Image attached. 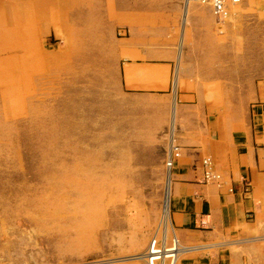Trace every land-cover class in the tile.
I'll list each match as a JSON object with an SVG mask.
<instances>
[{
    "label": "rangeland",
    "instance_id": "rangeland-1",
    "mask_svg": "<svg viewBox=\"0 0 264 264\" xmlns=\"http://www.w3.org/2000/svg\"><path fill=\"white\" fill-rule=\"evenodd\" d=\"M190 7L187 20L183 7L126 23L132 37L174 51L172 88L139 93L123 88L110 54L96 53L64 5L0 0V264H146L126 258L147 252L163 219L171 237L164 200L168 150L184 122L177 89L223 115L264 79V0H241L224 23ZM124 30L104 47L128 41ZM195 112L204 122L201 105ZM175 233L177 264L219 253L224 264H264L260 232L247 242Z\"/></svg>",
    "mask_w": 264,
    "mask_h": 264
},
{
    "label": "crops",
    "instance_id": "crops-1",
    "mask_svg": "<svg viewBox=\"0 0 264 264\" xmlns=\"http://www.w3.org/2000/svg\"><path fill=\"white\" fill-rule=\"evenodd\" d=\"M55 1L64 5L71 20L82 22V31L93 38L88 43L99 45L96 53L101 58L110 54L124 89L156 93L172 88L174 51L169 46L144 43L140 35L132 37L131 26L126 23H134L137 17L161 9L174 13L184 7L185 16L193 3L185 6L184 0ZM232 15L233 12L229 18ZM120 28L129 35L119 40L128 41H115L105 48V38L112 37L113 32L117 35ZM187 87L176 91L184 122L178 125L170 147L176 141L181 151L168 172L172 226L184 240H255L257 232L264 234V79L254 83L252 100L247 96L235 97V107L223 115L211 113L209 104L200 103L198 94ZM199 105L203 108L204 122L198 120L195 112ZM205 157H210L215 168L224 174L222 187L203 181L201 162ZM200 248L196 246L197 250ZM225 257L219 253L204 261L197 260L201 264H224L221 262Z\"/></svg>",
    "mask_w": 264,
    "mask_h": 264
},
{
    "label": "built area",
    "instance_id": "built-area-1",
    "mask_svg": "<svg viewBox=\"0 0 264 264\" xmlns=\"http://www.w3.org/2000/svg\"><path fill=\"white\" fill-rule=\"evenodd\" d=\"M190 3L208 6L216 20L218 22H224L229 19L233 6L239 5L241 0H185V6H188ZM168 152L170 157L166 160V165L169 169H172L176 161L175 159L181 156L179 145H173ZM201 168L205 183L216 184L220 187L224 185V174L215 168V164L210 157H205L202 160ZM165 222L163 219L150 239L146 253V264H162V261H165L164 264H177L178 262L181 240L175 233L174 225L169 226L172 232L171 237L169 238L168 236L165 240L167 236L164 233Z\"/></svg>",
    "mask_w": 264,
    "mask_h": 264
},
{
    "label": "bare ground",
    "instance_id": "bare-ground-1",
    "mask_svg": "<svg viewBox=\"0 0 264 264\" xmlns=\"http://www.w3.org/2000/svg\"><path fill=\"white\" fill-rule=\"evenodd\" d=\"M186 11V9H185ZM185 13V12H184ZM170 157V156H169ZM74 178V177H72ZM167 188H166V193H165V200H164V213L167 215H169V185H170V181H169V176H168V180H167ZM88 188V187H87ZM88 190V189H87ZM86 191V190H85ZM71 193V192H70ZM188 249V248H187ZM211 249V248H210ZM182 249L179 247V253H181ZM184 251V250H183ZM186 251V250H185ZM147 253V252H146ZM146 253L143 254V255H139L138 256H132V257H129V258H126V259H144L146 261ZM125 259V260H126ZM162 262H165V261H162ZM107 263V262H106ZM91 264V263H90ZM100 264V263H99ZM102 264V263H101ZM163 264V263H162Z\"/></svg>",
    "mask_w": 264,
    "mask_h": 264
}]
</instances>
